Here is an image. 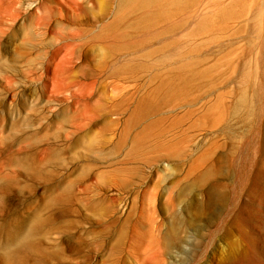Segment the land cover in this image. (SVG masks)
<instances>
[{"label":"rangeland","instance_id":"374dc122","mask_svg":"<svg viewBox=\"0 0 264 264\" xmlns=\"http://www.w3.org/2000/svg\"><path fill=\"white\" fill-rule=\"evenodd\" d=\"M146 258L264 264V0H0V264Z\"/></svg>","mask_w":264,"mask_h":264},{"label":"bare ground","instance_id":"6f19581e","mask_svg":"<svg viewBox=\"0 0 264 264\" xmlns=\"http://www.w3.org/2000/svg\"><path fill=\"white\" fill-rule=\"evenodd\" d=\"M237 224V223H236ZM238 225V224H237ZM175 228H173L172 229V232L173 233H175V230H174ZM173 233L171 234V236L170 237H168L167 239H166V243H167V245H169V247H172V245L174 244L173 243V240H172V238H173ZM246 233V232H245ZM256 248V247H255ZM10 259H12V258H10ZM139 259V258H138ZM13 260V259H12ZM12 260H10V261H12ZM251 261V260H250ZM12 263V262H11ZM244 263H245V261H244ZM141 264H151V258H146L145 259V261H141ZM258 264V263H257Z\"/></svg>","mask_w":264,"mask_h":264}]
</instances>
